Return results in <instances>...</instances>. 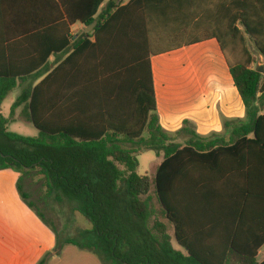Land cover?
<instances>
[{"label": "trees", "instance_id": "16d2710c", "mask_svg": "<svg viewBox=\"0 0 264 264\" xmlns=\"http://www.w3.org/2000/svg\"><path fill=\"white\" fill-rule=\"evenodd\" d=\"M140 1L0 0V105L24 86L9 117L0 116V171L37 172L48 197L73 201L91 240L63 244L103 264H264V79L235 26L264 59V0H233L227 10L215 0H153L155 21L119 23ZM75 26L82 31L73 34ZM208 39L219 43L246 118L224 124L228 139L188 128L176 143L158 124L150 57ZM52 56L64 58L51 69ZM18 108L36 137L7 131ZM141 149L163 156L153 177L137 173ZM198 203L228 214L233 233H185L187 209Z\"/></svg>", "mask_w": 264, "mask_h": 264}, {"label": "crops", "instance_id": "0c3cea01", "mask_svg": "<svg viewBox=\"0 0 264 264\" xmlns=\"http://www.w3.org/2000/svg\"><path fill=\"white\" fill-rule=\"evenodd\" d=\"M130 1L115 0L120 7L126 6ZM234 4L237 5V2L235 1ZM228 5L232 9L233 0H215L216 10H227ZM156 6L157 4L153 0L140 1L128 12L129 15H122L119 23H152L156 19L154 17ZM183 25H189V23ZM203 26L215 29L222 27L221 23H203ZM235 26L243 32L239 23H235ZM75 27L80 28V26ZM244 36L246 38V34ZM254 57L258 64L256 68L252 65L251 69H261L264 79V59L259 54ZM63 58L61 56L50 57V68L52 69L56 62ZM150 66L158 124L166 133L176 139V143H181L182 136L175 135L180 130H188V128L202 138L217 136L228 139L230 128L226 130L224 124L245 120L244 105L216 39L203 40L190 46L151 56ZM23 87L17 88H21L22 91ZM184 122H188L189 126L184 125ZM162 161L163 156L160 154L157 156L154 172L150 177L154 176L156 168ZM213 209L215 212L220 211L218 207L213 206ZM187 210L191 211V215L184 218L185 222H189L186 229L188 231L185 233L219 235L221 233L228 234V230H230L229 234L233 233L235 223L233 224L232 218L227 213H225L227 214L225 217L218 216L214 212L210 213L202 203L194 204ZM226 222L228 223L226 224ZM244 233L247 231L240 232V234ZM168 234L172 237V241L175 240L173 238L174 228L171 224H168ZM263 248L264 246L260 248L258 256ZM43 251L51 252L53 256L59 253L48 246H45ZM6 252V249L0 248V257L3 258L0 260V264H10L5 259ZM12 261L11 264H13ZM24 261L26 264V260Z\"/></svg>", "mask_w": 264, "mask_h": 264}, {"label": "rangeland", "instance_id": "374dc122", "mask_svg": "<svg viewBox=\"0 0 264 264\" xmlns=\"http://www.w3.org/2000/svg\"><path fill=\"white\" fill-rule=\"evenodd\" d=\"M82 31L80 27H74L73 33ZM243 31V28H242ZM245 44L249 52L258 56L249 36L242 32ZM228 56L230 48L225 44ZM204 55V54H203ZM207 58V57H205ZM256 59V58H255ZM257 60L254 68L257 67ZM21 88L14 89L0 105V116L8 118L12 104L16 101ZM21 108L15 110L13 118L6 125L8 132L24 137H36L38 131L20 116ZM146 136V134H144ZM138 160L137 173L140 176H151L157 161L155 151L143 150L136 154ZM18 184H21L23 192L30 201L43 213L45 218L54 227L60 237L45 226L36 213L28 208L20 199ZM153 194V192H152ZM91 226L76 212L75 203L62 196L46 195L44 179L37 172L22 175L13 170L0 171V248L6 249L5 259L11 264H103L102 261L87 250L63 244V239H74L81 242L91 240L85 234ZM173 247L182 251L175 240ZM45 246L57 250L59 253L53 256L51 252H44ZM15 255V258H14ZM264 258V248L258 256V261ZM0 260H3L0 257Z\"/></svg>", "mask_w": 264, "mask_h": 264}, {"label": "water", "instance_id": "95a60500", "mask_svg": "<svg viewBox=\"0 0 264 264\" xmlns=\"http://www.w3.org/2000/svg\"><path fill=\"white\" fill-rule=\"evenodd\" d=\"M95 26H96V22H94L91 26L85 28L84 32L86 34H90L92 32V30L95 28ZM258 72L261 73V69H258Z\"/></svg>", "mask_w": 264, "mask_h": 264}]
</instances>
